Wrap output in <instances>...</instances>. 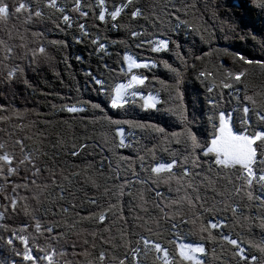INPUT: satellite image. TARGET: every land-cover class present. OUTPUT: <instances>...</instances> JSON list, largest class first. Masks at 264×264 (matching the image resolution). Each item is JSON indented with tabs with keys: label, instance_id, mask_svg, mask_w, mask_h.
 <instances>
[{
	"label": "trees",
	"instance_id": "trees-1",
	"mask_svg": "<svg viewBox=\"0 0 264 264\" xmlns=\"http://www.w3.org/2000/svg\"><path fill=\"white\" fill-rule=\"evenodd\" d=\"M106 2L111 9L113 2L118 5L123 0ZM59 3L70 6L72 0H59ZM82 3L85 5L83 10L88 12L86 17L70 12V22H64L60 13L44 9L43 19H34L40 35L36 37L31 35L27 43L31 48L44 46L46 51L50 49L52 56H56L57 60H53L52 65L46 64L48 59L39 60L47 70L45 75L34 79L33 74L25 73L28 85L18 84L12 90L15 95H10L4 101L12 109L19 111L20 116L10 112V119L0 121V132H4L0 133V142L11 144L18 137L29 147H32L31 142L34 143V147L40 150L35 155H38L41 168L53 170L59 168L62 176H55L56 183L51 182L52 177L48 180H44L43 175L36 177L37 183L41 186L39 191H36L35 185H31L30 190L18 189L19 196L28 197L26 201L29 206L28 214H25L18 205V212L7 215L6 224L3 225H6L9 231L19 230L26 225L31 239L37 235L36 222L39 220L40 225L47 223L54 227L55 232L59 233L58 230H61L64 236L71 238L70 233L76 230L71 222L75 218L80 220L86 226L79 227L86 235L87 243L83 244L84 246L88 244L87 248H84L86 256L68 255L67 246L60 241V237L58 243L52 237H44L46 235L42 234H46L44 229L47 227L45 224L41 226V233L38 235L40 244L51 243L57 248L58 253L61 251L64 253L57 255V264L87 262L97 264L96 258L101 250L123 258L125 252H128L126 246L128 241L134 245L140 236L159 240L170 252L175 250V243H204L206 255L202 259L205 264H237V258L232 255V246L220 238L221 229L212 230L216 234L215 241L201 240L199 233L201 220L217 218L225 222L222 229L224 233L243 241L248 254L259 256L260 253L255 248H248L249 241L254 244L264 242V226L261 224L264 209L258 207L257 201H247L243 193L232 194L227 200L228 204L239 205L237 213L233 215L231 208L223 210L224 205L220 203V197L216 196L206 181L201 183L197 177L195 184L198 186V193L187 189L188 194L190 196L199 194L202 200L206 201V207L216 205L218 210L206 212L201 220L193 222V213L187 203L181 201L186 189L182 187L177 192L178 185L175 180L170 183H154L153 174L150 172V167L155 162L170 161L173 158L171 153L183 151V144L177 145L174 140L166 139L164 134L157 133L151 128L130 127L124 124L122 125L124 139L128 146L121 147L120 137L116 136V126L96 118L107 113L113 119L130 120L134 124L156 125L164 128L166 134L172 133L173 129L181 132L184 124L173 111H169V109L179 111L175 107L179 101L174 100L177 90L183 95V104L187 109L189 121L193 116L196 117L192 127L199 134H206L205 129L211 130L207 118L214 111L236 109L235 116L243 115L241 101L244 92H236L235 89H244L246 86L249 95L264 93V71L258 66H251L244 83L234 84L233 88H222L221 78L228 70H235L240 65L234 64L231 56L218 54L213 49L228 47L230 51H245L257 58L264 55L260 51L259 37L257 41H253L250 35L247 40L241 39L242 33L264 31V14L258 10H250V0H133V5L125 9L115 22L111 21L110 17L106 18V22H101L93 14V10L87 7L89 4H95V0H82ZM135 7H139L143 15L133 19L130 13ZM177 8L180 9L181 19L194 22L202 31L205 26L207 27L208 31L203 32L204 40H201V35L192 28L185 25L176 27L178 22L176 16L170 13ZM14 23L16 22H12L11 25ZM113 23L118 27L114 28ZM81 24L85 26L84 29L80 28ZM19 30L22 31L20 37L25 38V29L20 21L13 29L9 25L7 28L0 26V39L15 46V52L22 53L25 49L19 47L21 44L18 41L21 38H14V33ZM132 31L142 32L144 35L133 38ZM9 32L12 39H9ZM146 38L169 39V48L167 51L152 53L148 44L137 47ZM97 39L98 43H93V40ZM52 41L60 43L53 44ZM100 43L105 45L104 50H99ZM210 51V56H203V53ZM177 53L183 57L184 62ZM125 54H131L138 62L154 60L157 67L133 69L129 73L127 63L123 60ZM193 54L203 56V59L195 60ZM2 57L3 49L0 48V59ZM163 62H167L179 72L178 85L176 73L165 67ZM54 64L57 67L53 66ZM59 70L60 73L57 74ZM202 70L213 72L214 76L205 80L199 75ZM132 74L149 77L145 85L136 88L144 96L149 93L156 96L159 101L156 108H144V100L140 95L132 98L130 90L128 102L123 108L112 109L108 93L99 94L96 90L99 86L94 85L91 78L102 75L106 81L105 88L110 90L116 84L127 83ZM213 79L217 87L209 92L205 85L210 84ZM160 81H163V84ZM237 96L241 99L238 100ZM23 97L27 100L23 101ZM259 98L257 96V99ZM92 103L101 104L104 113L99 109H93ZM71 105L83 106L85 111L70 113L63 110ZM73 151H76L77 155L73 156L71 154ZM16 155L18 157L21 155L18 149ZM141 156L144 157V170L141 169L139 159ZM131 163L135 164L134 168ZM133 169L136 175H133ZM174 172L180 175L182 169L178 167ZM24 174L22 169L21 175L9 177L8 183H2L4 179L0 177V196L5 189L8 190V195H11L12 183H23ZM116 176H119L120 180L114 179ZM28 177L31 180L30 173ZM124 178L130 183L122 196V214L119 213L120 209L112 208L107 212V219L103 225L94 217L88 218L89 213L107 209L109 200L115 199L116 196L120 197L119 184ZM212 179H216L214 174ZM222 185L223 182L215 185L217 192L221 190ZM157 192L161 195L157 196ZM37 193L39 202L32 199L33 194ZM92 200L96 203H91ZM172 201L181 202L171 204ZM3 204L0 202V205ZM166 205L168 207H165ZM34 208L37 209L36 212L33 211ZM64 208L68 211L64 212ZM162 208L169 213L168 218H165ZM173 223L176 224V228L172 227ZM74 224L76 222H73ZM149 228L151 231H148ZM93 233L96 234L95 237ZM0 235L6 238L8 232L0 227ZM108 239L117 247L113 249L110 244L104 242ZM75 240L80 243L82 235L75 237ZM16 244L22 249L19 241H16ZM128 255L131 257L130 252ZM154 255V253L147 257L141 255L142 264H156ZM4 257L22 260V257H13L8 246L0 241V259Z\"/></svg>",
	"mask_w": 264,
	"mask_h": 264
},
{
	"label": "snow or ice",
	"instance_id": "snow-or-ice-1",
	"mask_svg": "<svg viewBox=\"0 0 264 264\" xmlns=\"http://www.w3.org/2000/svg\"><path fill=\"white\" fill-rule=\"evenodd\" d=\"M250 10L264 14V0H250ZM133 5V0H123L120 4L113 2L111 9L108 8L106 0H95V4H89L87 7L93 10V14L96 15L99 21L106 22V18L110 17L111 21L115 22L118 17L121 16L125 9H128ZM85 5L82 0H72L71 5L61 4L59 0H0V26L7 28L10 21L14 19L20 21L22 24L27 25L34 21L35 18L43 19L45 16L44 9H51L53 13H60L64 22H70V12L79 13L80 16L86 17L88 12L84 11ZM218 8L219 5H216ZM98 9V11H96ZM180 9H175L170 15L176 16V27L185 25L192 28L201 35V40L205 39L203 32H207L208 29L205 26L203 31L201 28L196 27L194 22H190L188 19H181L179 16ZM215 15V12L213 13ZM133 19L143 15L139 7H135V10L130 13ZM187 15V12H185ZM114 28L118 27L113 23ZM84 25L81 24L80 28L84 29ZM37 33H33L36 35ZM144 33L132 31L131 36L136 38L143 36ZM249 35L253 41H257L259 37V45L261 53H264V31L259 33L253 31L251 33H242L241 39L247 40ZM9 39L11 38V32L8 33ZM23 40V36L20 37ZM53 44L60 43L59 41H52ZM93 43H98L97 40H93ZM169 39L159 38L151 39L146 38L141 41L137 47H141L143 44L150 45V51L152 53H159L161 51H167L169 48ZM209 43L211 40L209 38ZM13 45L6 43L4 39H0V48L3 49V57L0 59V121H6L10 119L9 113L12 112L16 116H20V112L12 109L8 103L4 101L8 97L14 96L12 91L20 83L28 85V80L25 78L26 71L32 67L33 64L39 62V58L48 59L46 49L44 46L39 48H26L25 45H19L20 48L25 49L22 53L14 51ZM99 50H104L105 45L98 44ZM179 47V45H177ZM218 54L223 53L232 57L233 63L240 65L235 70H228L226 75L221 78L220 86L222 88H233L234 84H242L248 78L249 68L251 66H258L264 71V55L255 57L245 51L232 50L228 47L223 49H213ZM178 57L183 61V57ZM194 55V54H193ZM210 52L203 53V56H210ZM203 56L194 55L195 60L203 59ZM124 62L127 63L128 72L131 73L133 69H151L157 67V62L154 60H146L138 62L131 54H125L123 56ZM27 61V63H24ZM165 67L170 71L175 72L177 76L176 83L179 84V72L172 68L167 62H163ZM186 63V62H185ZM223 65H221L222 67ZM107 68V65L105 64ZM91 75V74H89ZM199 75L207 80L209 77L214 76L213 72L208 70H202ZM94 81V85H98L96 89L99 94L108 93L110 99V107L112 109L123 108L127 103L128 91L131 90V97L135 98L140 95V98L144 100V108H156L159 102L156 96L149 93L147 96L141 94L136 86L145 85V81L149 79L147 75L132 74L127 83L116 84L110 90L105 88L106 81L102 75L91 77ZM243 78V79H242ZM163 84V81H160ZM209 92H212L217 87L215 80L210 81V84L205 85ZM236 92L243 91L244 95L241 101V109L243 115L235 116L236 109L232 111L219 110L218 112H212L208 116V123L211 125V130L205 129L206 134H199L193 130L192 124L195 122L196 117L189 121L187 115V109L183 104V95L176 91L174 100L179 101V104L175 105L179 111L169 109L173 111V114L178 116L180 121L184 124V128L181 132H172L166 134L164 128L157 127L156 125H144L134 124L133 121L124 119H113L104 113V108L99 103H92L93 109H99L102 116L96 119H103L108 121L109 124L116 126V136L120 137L119 146L126 147L124 139V128L122 125L128 124L130 127L151 128L157 133L165 134V138L174 140L177 145L183 144V151L173 152V157L170 161L155 162L150 167V172L153 174L154 183H170L175 180L177 192L180 188H185V195L181 197V201L187 203L189 210L193 213V222L201 220L204 213H211L217 211L216 205L206 207V201H203L199 194L190 196L187 189H191L193 193H198V186L195 184L197 177L200 178V182H207V185L212 188V191L216 193L217 197H220V203L224 205L223 210L231 208L233 215L237 213L238 204L229 205L227 200L232 195H240L243 193L247 201H257L258 207L264 209V93H253L249 95L247 87L244 89H235ZM257 96L260 98L257 99ZM237 99L241 98L237 96ZM246 102V103H245ZM86 103V102H83ZM212 103V101H210ZM70 113L84 112L83 106H66L65 109ZM237 120L239 127H237ZM19 150L20 156L16 155V150ZM167 150V149H165ZM39 153V149L35 150ZM73 156L77 155L76 151L71 153ZM155 158V153L153 152ZM127 159V158H123ZM141 161V169L144 170L143 160L144 157H139ZM181 168L182 172L177 175L174 169ZM24 170L23 183H12L10 189L11 195H8V190L2 194L3 200L6 202L0 205V220H4L7 215L16 214L18 212V205L22 208L25 214H28L29 206L26 203L28 197H21L18 194V189L23 188L30 190L31 185H35L37 189L41 186L37 183L36 177L43 174L47 169H42L38 155H34L33 152L25 153V142L23 139H15L11 144L8 142H0V177L8 183V178L12 176H20L21 170ZM28 173L31 174V180H29ZM213 174L215 180L212 179ZM133 175H136L135 169H133ZM114 179L120 180L119 176ZM137 179H139L137 177ZM52 183H56L55 174H52ZM142 183L146 181H141ZM223 182L220 191H216L215 185ZM130 183L127 178L119 184V195L123 196L126 191V186ZM230 186V187H229ZM161 193L157 192V196ZM33 200L39 202V194H33ZM24 201V203H21ZM181 201H172L171 204H180ZM91 203L95 204L96 201L92 200ZM102 207V206H99ZM114 204H109L108 208L101 210L98 213L93 211L89 213L90 217L96 218L101 225L107 219V212L114 208ZM165 207H168L166 205ZM64 212L68 209L64 208ZM164 212L165 218H168L169 213L161 209ZM174 218V217H173ZM187 223V221H184ZM225 222L217 218H209L207 220H201L199 226V233L201 240H216V234L212 231L215 229H221L220 238L227 245L232 246V255L237 258V264H264V242L261 244H254L251 241L248 242V248H255L260 255L248 254L244 247V242L234 238L230 234H226L222 231ZM261 224L264 226V217L261 219ZM5 232H8L7 237L0 235V241H3L7 246L13 257H22L21 261L15 259H9L4 257L0 259V264H57V255H64V253L57 252V248L51 243L41 245L38 239V235L41 233V225L39 220L36 222L37 235L32 236L31 239L27 232V226H22L19 230L13 229L9 231L6 225H0ZM173 228H176V224H172ZM49 234H54V227L48 226L44 229ZM108 231V229H105ZM148 231H151L149 228ZM206 234V236H205ZM62 233H55L52 239L59 242V236ZM95 233L93 236L95 237ZM22 245V249L19 245ZM105 243L111 245L114 249L117 247L110 239L105 240ZM87 243V241H85ZM169 243H175L169 241ZM128 252L131 253L129 257L128 252H125L123 258L113 254H109L108 251L101 250L97 256V264H142L141 255L147 257L150 253H154V261L156 264H205L202 259L206 255V248L204 243L195 242H179L175 243V250L170 252L168 247L162 244L159 240H153L145 236H140L135 244L129 240L127 243ZM142 246V247H141ZM95 247V244H93Z\"/></svg>",
	"mask_w": 264,
	"mask_h": 264
},
{
	"label": "rangeland",
	"instance_id": "rangeland-1",
	"mask_svg": "<svg viewBox=\"0 0 264 264\" xmlns=\"http://www.w3.org/2000/svg\"><path fill=\"white\" fill-rule=\"evenodd\" d=\"M12 22H16V23H14V25L12 26L11 25V23ZM19 21H16L15 19L13 20V21H10L9 22V26L10 27H12V29L15 27V24H17ZM36 20L35 21H33V23H31V24H27V25H24V24H22L21 23V25H23L24 26V29H25V33H24V35H25V38L23 37V40H21V39H19V44H23V45H25V47L26 48H31V46L27 43V39L28 38H30L31 37V35H33V33H37L36 35H40V33L38 32V30L36 29V28H38V26H36ZM15 34V37L14 38H19L20 37V35H22V31L21 30H19L18 32H15L14 33ZM36 35H33L34 37H36ZM10 39H12V38H10ZM51 48V47H50ZM46 53H47V57H48V63H46V64H50V65H52L53 64V60H57L56 59V56H52V51L49 49V50H47L46 51ZM39 60H44V61H46L47 59H44V58H42V57H40L39 58ZM58 62V61H57ZM53 66H56L57 67V65H53ZM59 67V66H58ZM46 68L44 67V64H42V63H40V62H38V63H36V64H34V66L33 67H30L29 68V70H28V72H26V74H33V76H32V78H34L35 79V77H39V78H41L42 76H44L45 75V73H46ZM60 73V70L57 72V74H59ZM57 74H52V75H57ZM18 89V88H17ZM128 92H130V90L128 91ZM157 98V97H156ZM23 99V101L25 100H27V98H22ZM3 126H5V124H2ZM173 132H180L179 130H177V129H173ZM1 134H4V132H0ZM11 134V133H10ZM165 135V134H164ZM2 136V135H1ZM18 137H16L15 139H17ZM31 142V141H30ZM31 144H32V147H29L28 146V144H26L25 143V153H28V152H33V154L35 155L36 154V151L35 150H37L35 147H34V143H32L31 142ZM131 165H133V168L135 167V164L134 163H131ZM45 169H47V171H44L43 172V178H44V180H48L50 177H52V174L54 173L55 174V176H62V172H61V170H59V168H55L54 170L52 169V168H45ZM60 181V180H59ZM2 183H5V181L3 180V182ZM40 190V188L39 189H37L36 188V191H39ZM120 196V195H119ZM41 198V197H40ZM42 199V198H41ZM114 200V201H113ZM0 202H2V203H6L4 200H3V196H0ZM108 203L110 204H114L115 205V208H117V209H120L119 210V213L120 214H122V196H120L119 198L116 196L115 197V199H111V200H109L108 201ZM36 208H34V212H36ZM87 217L88 218H90L89 217V215H87ZM40 220H42V218L40 217ZM36 221V220H35ZM120 221H122L121 219H120ZM73 222H76V224H74L73 225ZM3 224H6V218L4 219V220H0V225H3ZM43 224H45V226L46 227H48L49 226V224H47V223H43ZM43 224H41V226L43 225ZM51 224V223H50ZM69 224V223H68ZM71 224H72V227H74V228H76V230L73 232V233H70V235L72 236L71 238L69 237V236H64L63 234L61 235V236H59L60 237V241H62L67 247H66V252H67V254L68 255H74V254H80V255H82V256H86V254H84V250L87 248V245L86 246H84L83 244L85 243V239H86V235H85V231H83V230H80L79 229V227H86L85 225H84V223H82L80 220H78L77 218H75L72 222H71ZM60 229V228H59ZM58 232L59 233H62V231L61 230H58ZM55 233H57V232H55ZM54 233V234H55ZM54 234H49V233H47L46 232V234H42V235H46V236H44V237H52ZM82 235V240L80 241V243H78V240H75V237H77V236H81ZM83 241V242H82ZM80 244H82V245H80ZM85 248V249H84ZM70 251V252H69ZM88 253V252H87ZM93 262H87V264H92Z\"/></svg>",
	"mask_w": 264,
	"mask_h": 264
}]
</instances>
